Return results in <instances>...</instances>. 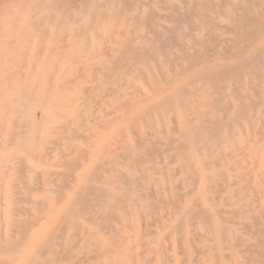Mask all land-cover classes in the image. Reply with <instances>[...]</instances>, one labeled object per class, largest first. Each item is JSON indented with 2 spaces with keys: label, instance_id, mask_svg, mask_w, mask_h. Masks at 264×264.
<instances>
[{
  "label": "bare ground",
  "instance_id": "1",
  "mask_svg": "<svg viewBox=\"0 0 264 264\" xmlns=\"http://www.w3.org/2000/svg\"><path fill=\"white\" fill-rule=\"evenodd\" d=\"M7 2L3 7L0 6V15L6 13ZM31 6L40 16L33 22L35 24L28 23L30 34L35 32L33 26L45 25L52 18L54 29L47 40L48 47L39 66L41 70L50 66L52 77L57 74L63 78L74 77L79 66L85 72L84 77L93 79L95 72L101 69L105 73L98 80V86L106 90L104 86L122 80L127 73L125 69L131 65L142 64L148 70L145 74L147 88H134L132 93L123 95L114 115L99 127L104 131L114 127L117 129L107 143L100 140L98 146L120 141L116 137L124 139L129 133V137L130 134L136 137V147H142L143 152L122 140L124 144L120 151L117 150L119 153L115 161L123 164L124 168L118 170L96 166L80 172L83 166L81 161L86 159L85 150L76 157L60 159L56 165L61 173L54 174L61 182L55 187L57 196L54 197L56 202L64 201L63 210L49 218L51 220L46 222L44 233L41 232L37 242L33 241L35 243L29 247L28 255L22 252V259L17 264H170L173 259L165 253L170 249L164 242L171 240V233L183 232L187 222L197 223L201 236L211 244L192 250L184 237L180 241L184 257L181 264H241L233 252L239 238L236 231L228 226L233 218L241 214L230 201L233 195L228 193L220 199L226 208L208 212L198 201L185 207L176 205L179 197H189L194 189L181 194L177 190L186 184V180H190L189 185H195L202 194L217 193L221 180L227 187L234 184L228 171L237 170L238 166L229 164L227 160L231 161L237 154L244 152L252 165L257 161L259 151L253 147L247 148L241 139H233L229 133L234 132L236 120L246 115L250 106L254 108L253 105L258 104L264 108V0H102L101 3L96 0H35V5ZM157 8L163 9L165 14H161ZM77 10L90 21L82 30L73 29L65 19ZM54 13L57 15L53 16ZM213 15L223 18L215 21ZM190 32L197 33L191 35ZM60 33H65L66 37H61ZM75 37L80 41L76 42ZM188 37L191 41L186 42ZM110 38H113L112 43H103ZM62 43L64 45H59ZM172 45L177 48L181 63L174 62L167 51ZM5 55V48L0 44V61ZM35 57L32 55L30 59ZM63 58L66 63H61ZM167 64L174 69L168 68L162 79L158 78L159 72L163 73L162 68ZM41 70L36 74L35 85L28 83L19 86L16 93L5 97L2 96L3 92L11 89L9 84L14 73L0 70V123L7 125L10 130L0 144V150L8 152L6 156L0 157V170L12 160L26 157L37 162L45 160L54 150L55 141L51 135L55 132L53 122L57 117L53 122L48 118L41 123L44 135L37 147L31 145L35 133L24 130L36 123L28 109L34 101L45 105L49 96L53 95L50 91L57 92L54 94L56 99L61 96L70 98L68 115L72 121L87 118V89L80 83L75 85L70 94L66 93L68 89L65 86L60 87L58 84L52 89L47 84V77H42ZM247 77L263 91H258L257 102L242 94ZM178 81L181 83L177 84ZM59 82L63 84L62 78ZM26 98L27 102L24 101ZM233 98L239 99V102H233ZM248 99L250 102L246 103ZM80 111L83 115H80ZM17 117L23 119L25 124L20 126L19 131H12L17 127ZM63 125L58 128L62 129ZM76 134L77 131L74 136ZM174 134L177 136L174 137ZM148 136L152 139H148ZM26 144L28 150L24 149ZM17 148H22L20 155L17 154ZM167 152H171V155L162 159L163 163L169 165L170 161H175L177 172L185 177L171 182L176 168L172 172L167 170L165 179L155 180L149 176V172L160 173L157 167L152 166L154 155ZM212 167H220V170L206 173ZM13 168L18 171L15 166ZM20 170L18 172L21 173ZM136 172L140 176H136ZM112 174L115 175L112 177ZM100 180H115L126 186V192L111 195L109 189L95 186L96 181ZM136 184L140 185L143 192L133 195ZM92 195L110 196L113 201H108V205L96 213L93 201L97 197L94 196L96 198L93 200L90 198ZM151 198H155V202ZM262 200L259 215L252 219L263 221L261 230L264 233ZM142 201L148 203L141 204ZM159 202L165 205H155ZM54 209L51 206L48 212L53 213ZM154 209L171 211L178 218L168 227L170 232L161 236V240L144 242L147 236L156 234L146 219ZM137 218L144 221L141 223L142 229ZM16 221L19 220L14 219V225ZM24 221L20 220L18 224L22 222L23 225ZM110 221L116 223L108 225L111 236L100 238L98 228ZM26 222H29V218ZM85 222H93L94 229L86 228ZM29 226L23 225L15 233L10 230L11 234L0 238V252L11 253L15 261L13 253L20 252L28 244ZM164 228L161 227L162 230ZM126 229L132 231L134 244L125 242L129 238L125 235ZM70 230L72 234L65 238L64 233ZM63 236L65 241H60ZM76 237L79 241L75 242ZM140 247L144 249L141 252L138 251ZM244 247L256 254L257 259L253 264H264V239L246 243Z\"/></svg>",
  "mask_w": 264,
  "mask_h": 264
},
{
  "label": "rangeland",
  "instance_id": "2",
  "mask_svg": "<svg viewBox=\"0 0 264 264\" xmlns=\"http://www.w3.org/2000/svg\"><path fill=\"white\" fill-rule=\"evenodd\" d=\"M5 1L7 2L9 0H4V3L3 1L1 2L0 0L1 7L5 5L6 3ZM101 1L102 0H96L97 3H101ZM33 4L35 5V0H31V1L10 0L9 3L7 2L6 4L8 6L6 13L0 15V34H1L0 44H2L3 48H5V54H6L3 57L2 61H0V70L2 71L10 70L15 74V75L13 74L12 80L10 81L9 84L11 86V89L3 92L4 94L1 93L3 94L2 96L4 97L8 94L16 93L17 92L16 89L19 86L28 85V83H32V84L34 83L35 85L36 84L35 78H37L36 74L37 72L39 73V70L42 69L39 66L42 63V57L46 53L48 47L47 40L49 36H51L54 28L52 25V18H49L48 20L49 22L46 21L45 25L40 24L38 26H33L35 32L33 34H30L29 29L31 27H28V23L32 25L35 24L36 22L35 23L33 22L37 21L38 17L40 16V14H37L36 11L32 9L34 6L32 7L31 5ZM157 9L159 12H161V14H165V11H163V9L162 10L161 8H157ZM55 15H57V13H54L53 16ZM85 16L86 15L84 13L79 12L77 10L71 15L70 18H65V19L69 21L68 25L73 29L82 30L85 24L87 22L88 23L90 22ZM213 17L215 21H221V19L223 18L221 16L220 18H218L216 15H213ZM40 30L42 32H40L39 35L38 31ZM190 33L191 35H194L197 32H190ZM60 36L66 37V34L60 33ZM112 39L113 38L104 40L103 43H112ZM185 40L186 42L191 41L189 37ZM75 41L78 42L80 41V39L75 37ZM59 45H64V43ZM167 51L172 56V58H174V62H176L177 64L181 63V60L179 61L177 57L178 51L176 47L172 45L170 48H168ZM32 55L36 57L30 59ZM63 62L66 63L65 58L61 60V63ZM168 68H170L168 64L164 65V67L162 68L163 73L159 72L158 78L162 79V77L165 74V71H167ZM173 69L170 68V70ZM77 70L78 71L74 75V77L67 76L63 78L62 75L60 74L54 75L52 77V70L50 66H46L44 70H41V74L42 77L43 75L47 77L48 79L47 84H49V87L51 86L52 88V86H56L57 84L60 87L65 86L68 89V92L66 91L67 94H70L69 92H71L75 88V85L77 83H80L81 86L85 87L87 89L86 96L89 102V113L87 115V118L80 120L75 119L74 121H72V118H70L68 115L70 111V102H71L70 98L69 97L63 98L61 96V98L59 97V99H56V96L54 94L55 93L57 94V92L55 90L54 92L50 91V94L52 92L53 95L51 94L49 96V100L45 105L44 104L39 105V103H36L34 101L32 107L28 109L31 111L30 113L33 114V118L36 123L32 127H29V129H24V130L30 133L32 132L35 133L34 141H32L31 145L37 147V145H39V143L42 141L44 135V133L41 132V123H43V121H46L48 118H51L53 122V119L57 117V119H55L53 122L54 123L53 127L55 128V132L51 135V138L55 141V144L53 146L54 150H51V152L49 153V155H47L45 160L42 159L41 161L37 162L28 159V157L21 160H12L10 163H8V165H6V167H3L0 170V238H3L6 235L11 234L10 230H12L15 233L20 230L19 227H21L22 229L23 225L25 227L27 225L28 226L30 225L28 223H31V225L29 226V230L27 232L28 244L25 247L21 248L20 252L13 253L14 257L16 258L15 261L14 258H12L13 255L11 253L3 254V252H0V264L3 263L4 258L5 260L3 264L19 263L20 260L22 259V255H23L22 252L28 255L29 247H31L32 244H34L39 240V237L42 235L41 234L42 231H43L42 233H44L45 226L47 224L46 222L51 220L49 218H53L54 213L58 214L63 210L62 207L64 206V201L62 202L55 201V197L57 196L56 195L57 188L55 187H57L60 184L61 179H59L58 176L56 177L54 173L57 174L61 173V169H59V167L56 165V163L60 159H63L65 157L66 158L76 157L79 152L85 150L87 152L85 160L87 161L85 160L81 161V164H83V166L80 172L82 171L86 172L90 169H93L96 166H102L103 169L112 168L118 170L124 168L123 164L121 163L119 164L118 161H115L117 160L116 154L119 153L117 150L119 151L121 150V146L124 144L123 141L125 140L127 143H129V145L133 144L132 146H134V148L137 149L136 137L132 134H130L129 137V133L127 134V137H125L124 139H119L120 137H116V139L120 141H113L111 142V144L109 143V145L107 144V145L98 146L100 140L103 141L105 140L104 142L107 143L108 139H111L113 132L116 131L117 129L116 127H114L108 131H104L99 127L103 125V123L107 119H109L111 116L114 115L115 108L117 104L123 99L122 98L123 95H128L132 93L134 91V88L135 89L147 88L146 87L147 78L145 74L147 75L148 69L142 64L131 65L129 68L125 69V72L127 73L125 74V76H123V79L116 80L112 84H107V86H104L106 90L100 89L98 86V80L101 79L102 76L104 75L105 73L104 70L101 69L97 70L95 72V77L93 79L84 77L85 72L81 67L77 66ZM170 74H172V71ZM60 78H62L63 84L59 82ZM30 79L31 81L29 82L28 80ZM69 81H71V83L73 84H71ZM250 81L251 78L247 77L245 88L243 89L242 94L248 96L250 100L257 102L259 100L258 91L263 92L262 89L264 90V86L261 89L255 84H252ZM180 83L181 81L177 82V84ZM1 85L2 83H0V86ZM109 95H111V97ZM232 100L235 103L239 102V99L237 98L236 99L233 98ZM250 100L249 99L246 100V103H249ZM24 101L27 102L28 98L24 99ZM253 106L254 108L250 106L247 109L248 112L246 111V115L236 120L235 129L233 132L234 135L233 133L231 134L230 132L229 136L232 137L233 139H241L245 143L247 148H252V147L256 148L259 151V154L256 158L257 161H255V163L252 165L250 163V160H248L245 157L244 152H240L239 154H237L235 159L231 161L227 160L229 164L231 165L236 164L238 166L237 170L228 171V174L231 176V179H233L234 182L232 186L227 187V184L223 180H221L220 191L218 190L217 193L202 194L201 192H199V189H196L195 185L194 186L189 185V183L191 182L190 180L189 181L186 180V184H184V186H181V188L177 190L178 194H181L186 190H193V189L194 190L191 191L189 197L184 199H182L181 197L182 200L179 197L177 199L178 201L176 200L177 201L176 205L179 204L180 207L190 206L193 205L194 202L198 201L199 205H202L205 211L209 212L214 209L226 208L220 202V199L224 198V196H226L228 193H231L233 197L230 201L234 205L233 208L239 210L241 214L233 218L232 219L233 221L230 222L228 226L236 231V235L239 238V240L236 242L235 246L233 247V252L236 253V257L237 259H239L241 264H253V261H256L257 259L256 254L251 250H246L244 245L246 243H254L256 242V240L258 242L264 239V233L261 230L263 221L260 219H256L255 220L256 226H255V221L252 219L253 217H257L259 215V209L261 206L260 200L263 199L262 201H264V113H263L264 108L259 106L258 104H254ZM81 113L82 111H80V115H83V113L82 114ZM24 124L25 123L23 122V119L17 117L15 120V125L17 127L11 130L19 131V129L21 128L20 126ZM62 124H64L62 126V129L58 128ZM6 127L7 125L5 126L4 123H0V129H1L0 144H2L5 134L10 132L9 128ZM75 131H77L76 136L77 137L80 136V138L74 136ZM175 136L177 135L174 134V137ZM61 137L63 138L61 139ZM148 139H152V137L148 136ZM26 146L27 147H25L24 149L28 150V144H26ZM137 150H139V152L141 153L143 152L142 147L138 148ZM16 151L18 152L17 154L20 155L22 148H17ZM108 152H110L109 154L110 158H108ZM7 154L8 152L4 150H0V157H3L4 155L6 156ZM167 155L168 156L171 155V152H167L163 154L158 153L157 155H154L153 158L154 162L152 166H154L155 168L157 167L156 169L160 171V173L149 172L150 177H152L155 180H161V179H165L164 174L167 170L171 172L174 171L177 165L175 161H170L169 165L164 164L162 161V159H165ZM97 163H99V165ZM14 166L16 170L18 168V171L22 168L20 170L21 173L18 171L16 172L13 168ZM214 170L218 171L220 170V167H212L209 170H207L206 173H211ZM175 171L173 172L174 175L172 177L171 182L176 181V179L179 180L185 177V175H182L177 172V168ZM23 173L25 174V176ZM51 174L54 175V177L58 180H55L54 177L53 179H51L52 178ZM114 175L115 174H112V177ZM136 176H140V174L136 172ZM20 178L22 179L21 182H20L21 180ZM46 180L49 181L45 183ZM103 181L104 180H100V182L96 181L95 186L99 189H106V190L109 189L111 195L126 192V186L122 185L119 182H116L115 180L114 181L110 180L109 182L106 181L103 182ZM22 182L26 184L22 185ZM133 189H134V194L132 193L133 195L143 192L139 184L134 185ZM31 190H35V191H31ZM26 194L30 195V197H28ZM94 196H96L97 199H95L96 197ZM98 196L99 195L90 196L91 199L93 200L95 199V201H93V205H96L95 206L96 213L102 211L103 208L101 207H103L104 205H108L109 203L108 201H113L110 198V196L109 197L106 196L98 197ZM17 199L19 200V204ZM22 200L24 201L22 202ZM104 200H105L104 202L105 204L102 202ZM151 200H154L153 202H155V198H151ZM147 203L148 202L146 201L141 202V204H147ZM155 205H165V204H161L159 202L156 203ZM51 206L55 207L53 213L48 212ZM28 218H29V222H26L28 221ZM177 218H178L177 214H174L173 212L171 211L169 212L164 209L163 210L154 209L153 211H151L146 219L152 224L150 229L152 231H155L156 234L147 236L144 242H149V240L150 241L161 240L165 234L170 232L168 227L171 226L174 223V220H176ZM14 219L19 220L15 222L16 223L15 225L13 222ZM34 219L36 222H34ZM20 220L23 221L26 220V221L23 222V225L21 222L20 225L18 224ZM137 221L140 223V227H141L144 222L143 219L137 218ZM239 222L240 224H237ZM12 224L14 226H12ZM83 224L88 229L95 227L92 225L94 224L93 222H85ZM109 224L114 225L116 223L114 221L106 222L100 228H98V234L100 238L107 239L111 236V233L108 229ZM162 226L165 227L164 230L161 229ZM142 228L143 227H141V229ZM71 234H72L71 230L66 231L64 233V236L66 238ZM125 235L129 237L125 242L131 244L135 243V238L133 237V233L130 229L125 230ZM64 236L63 239H61L60 241H65ZM184 237L185 239H187L188 241L187 244L192 250L211 244V242L207 241L204 237L201 236V233L197 227V223L187 222L183 232L176 231L174 233H171V237H170L171 240L169 242L168 241L164 242L167 249L168 248L170 249L165 253L170 255L173 259V263L170 264L182 263L184 257L182 256V248L180 245V241ZM74 240L75 242L79 241V238L76 237ZM33 241L35 242L33 243ZM143 250L144 249L140 247L138 251L141 252ZM73 252L76 251L74 250ZM193 256L195 257V254Z\"/></svg>",
  "mask_w": 264,
  "mask_h": 264
}]
</instances>
